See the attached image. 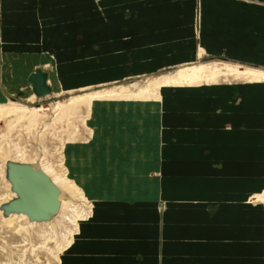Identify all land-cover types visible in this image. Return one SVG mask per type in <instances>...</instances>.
Wrapping results in <instances>:
<instances>
[{
    "label": "crops",
    "instance_id": "crops-1",
    "mask_svg": "<svg viewBox=\"0 0 264 264\" xmlns=\"http://www.w3.org/2000/svg\"><path fill=\"white\" fill-rule=\"evenodd\" d=\"M0 5L5 96L38 98L28 79L42 69L51 84L50 51L70 90L112 84L136 66L181 69L200 57L264 73V0ZM248 79L255 83L171 86L149 125L156 179L140 167L148 140L141 106L130 117L94 112L95 140L78 152L81 178L90 173L99 188L61 264H264V76Z\"/></svg>",
    "mask_w": 264,
    "mask_h": 264
},
{
    "label": "rangeland",
    "instance_id": "rangeland-1",
    "mask_svg": "<svg viewBox=\"0 0 264 264\" xmlns=\"http://www.w3.org/2000/svg\"><path fill=\"white\" fill-rule=\"evenodd\" d=\"M1 20L2 10L0 5V56L2 52ZM50 56L53 62L45 64L44 66L52 73L53 80L50 85L54 88V94L51 96L41 99L35 96L26 99L22 98V95L16 93H8L5 96L0 86V206L16 197V194L11 190V183L6 178L7 161L13 160L21 163H30L42 171L47 170L46 173L50 174V177L60 173L68 178L67 180L70 185H62L63 187L57 185L62 192L61 197L64 198L65 202L62 216L64 215L67 220L65 217H57L59 213L50 220L52 221L50 224L56 225L58 221L60 224L56 225L55 233L52 234L53 239H50L52 241L48 240L47 243V240L43 237L45 235L42 236V232H31L27 230V225L30 226L29 223H31L28 216L19 214L20 218L18 219V214L15 216L16 213H12L4 217L3 210L0 209V264H61L64 250L73 241L80 222L90 213L91 205L94 200L92 189L99 188L98 186L92 187V185L97 184L96 182H88L90 173L85 175L86 179L81 178V173L85 165H83L84 162L81 158V153L78 152V150H80L79 145L84 143L91 144L90 141L95 140L96 130L94 127V112L97 111L99 113L102 108L103 110L115 109L118 110L115 114H102L103 116L114 115L118 117L120 111H122V114L123 112H127L128 117H130L135 113L134 111L139 110L138 108L141 106L140 110H143L142 114L146 117L147 126L145 136L148 140L144 144L143 164L140 167L145 174V179H156L155 151L152 143L153 134L149 129L151 117L155 116L157 103L165 96V93L169 91L171 86L176 87L177 85H181L161 84L159 87L158 85H152L153 82L162 76L167 78L175 75L180 71L179 67H167L152 71L142 70L139 72L136 66L135 74L131 73L132 75H126L125 79H120L112 84L83 90L63 89L61 86V79H58L60 78L58 64L55 60L54 53L51 51ZM221 63L238 65L224 58L207 59L205 57H200L188 65L190 67L200 64H209L210 66L218 65L222 69L226 66H230L224 64L220 65ZM189 66L181 68V70L189 68ZM231 67L235 68L236 66ZM241 68L253 67L244 65L241 66ZM247 76L222 74L219 76L218 80L214 82L206 81L205 77H202L199 83L189 85H202L204 83L214 84L218 82L225 84L229 83V79L242 80L243 84L255 83L248 79L250 76ZM146 86L151 87L149 92H152V95L148 98H144L141 91L139 92V90H143ZM122 88L123 90L120 91ZM113 91L114 94L109 95V92ZM95 92H102L104 94L100 95L101 97L93 99L87 97V95ZM122 92L123 94H121ZM105 97L115 98H113V101L105 100L104 102L91 106L93 100ZM73 100L76 101L73 102ZM85 101H87V103L88 101L91 102L88 107L83 104ZM126 102L127 105L124 108ZM106 103H111V105L108 107ZM134 107L136 109H134ZM125 109L127 110L125 111ZM13 111L20 114L26 113L30 118H32V114L35 117V122L33 121V123H30L27 116L26 118H22L10 115ZM114 121H116V118ZM106 167L108 168V166ZM112 168L113 167H111V170ZM108 171L109 168L107 171H104V175H106ZM71 182H73V184H71ZM77 190L81 194L78 193ZM12 215L14 216L12 217ZM79 215L82 217H78ZM9 218L16 221L12 223V219L9 220ZM72 219H77V226L72 223ZM49 226L51 225H45L47 229L50 228ZM71 229H73L72 236L68 234V231ZM69 236L70 242L65 247L67 243L66 240Z\"/></svg>",
    "mask_w": 264,
    "mask_h": 264
},
{
    "label": "water",
    "instance_id": "water-1",
    "mask_svg": "<svg viewBox=\"0 0 264 264\" xmlns=\"http://www.w3.org/2000/svg\"><path fill=\"white\" fill-rule=\"evenodd\" d=\"M48 77V72L37 69L28 79L38 98L52 91L47 83ZM6 178L16 197L0 206L4 216L19 213L28 216L32 222H43L52 220L59 213L61 190L44 171L30 163L9 160L6 163Z\"/></svg>",
    "mask_w": 264,
    "mask_h": 264
},
{
    "label": "bare ground",
    "instance_id": "bare-ground-1",
    "mask_svg": "<svg viewBox=\"0 0 264 264\" xmlns=\"http://www.w3.org/2000/svg\"><path fill=\"white\" fill-rule=\"evenodd\" d=\"M219 64V63H218ZM220 65H222V64H220ZM235 67V66H234ZM222 74H233V75H236V76H250V77H248V78H257V77H260V76H264V73L263 72H260V71H257V70H253V69H246V68H241V67H235V68H233V67H231V66H226V67H224V69H222L220 66H218V65H215V66H210L209 64L207 65V64H200V65H196V66H189V68H186V69H180V71H178L175 75H172V76H170V77H164V76H162V77H160L158 80H156L155 82H153L152 83V85H155V86H157L158 85V87H159V85H161V84H184V83H188V84H190V83H199L200 82V80L202 79V77H205V80L206 81H210V82H214V81H217L218 80V78H219V76H221ZM151 87H149V86H146V87H144L143 88V90H139V92L141 91V94L143 95V97L145 98V97H150L151 95H152V92L150 91L149 92V89H150ZM123 90V88L120 90V91H122ZM138 92V93H139ZM105 93H107V92H105ZM102 94H104V93H102V92H95V93H92V94H89V95H87V97H89V98H91V99H93V98H97V97H101L100 95H102ZM111 94H114V91L113 92H109V95H111ZM121 94H123V92L121 93ZM133 94V93H132ZM136 95L138 96V94L136 93ZM140 95V94H139ZM145 95V96H144ZM136 96V97H137ZM89 98H87V99H89ZM41 99V98H40ZM85 99V98H84ZM76 100H73V102H75ZM72 102V101H71ZM90 101H88V103H87V101H85V102H83V104H85V105H87V107L90 105ZM8 113H10V112H8ZM10 115H14V116H16V117H22V118H26V116H27V119L29 120V122L30 123H33V121H34V119H35V117L31 114V117L32 118H30L29 117V115H27L26 113H22V114H20V113H18V112H16V111H13L12 113H10ZM35 122V121H34ZM45 167V166H44ZM44 167H43V169H44ZM54 168V167H53ZM38 169V168H37ZM49 169V168H48ZM41 170V169H40ZM45 173L47 172V170L46 171H44ZM49 172V171H48ZM55 173V172H54ZM53 173V174H54ZM57 173V172H56ZM47 174V173H46ZM49 176H50V174H48ZM51 179L60 187V185L62 186V185H64V186H67V184L68 185H70L69 184V182H68V178L67 177H64L63 175H61L60 173H57V174H55V175H53V177H51ZM71 184H73V182H71ZM73 186V185H72ZM63 187V186H62ZM70 187V186H69ZM72 188H74V187H72ZM72 188H70V189H72ZM74 190V189H73ZM75 191V190H74ZM78 191V190H77ZM76 191V192H77ZM75 192V193H76ZM13 193H15V192H13ZM74 193V192H73ZM78 193H80L79 191H78ZM61 194H62V192H61ZM81 194V193H80ZM84 198V197H83ZM60 200H61V207H60V212H59V214H58V216L57 217H65L64 215L62 216V214L64 213V212H62L64 209V206H65V202H64V198H62L61 197V195H60ZM68 205V204H67ZM18 214V219L20 218V216H19V213H16L15 214V216ZM21 215H24V216H26L25 214H21ZM67 215V214H66ZM76 215V214H75ZM9 216V215H8ZM14 215H12V217H13ZM68 216V215H67ZM4 217H7V216H4ZM78 217H82V216H78ZM77 217V218H78ZM21 218H22V216H21ZM73 218V217H72ZM76 218V217H75ZM10 219H12V218H9V220ZM16 219V218H15ZM57 219H59V218H57ZM65 219H66V217H65ZM71 219V218H70ZM56 220V219H55ZM67 220V219H66ZM73 220V219H72ZM12 221V223H13V221H16V220H11ZM17 221H19V220H17ZM57 221V220H56ZM55 221V222H56ZM7 223H8V221H7ZM50 223H52V221H49V222H37V221H31V223H29L30 224V226L29 225H27L28 227H26L27 228V230H30L31 232H42V236L43 235H45V236H43L44 237V239L45 240H47V243H48V240H50V239H53L52 238V234H54L55 233V229H56V225H58V224H60V222L58 221L57 222V224L56 225H53V224H50ZM72 223H74V225L75 226H77V219L76 220H73L72 221ZM8 225H9V223H8ZM45 225H51V226H49L50 228H48L47 229V227H45ZM25 227V226H24ZM68 234L69 235H73V229H71V230H69L68 231ZM70 238V236L68 237V239L66 240L67 241V243H66V245H65V247L69 244V239ZM50 241H52V240H50ZM49 241V242H50ZM44 244H45V241H44ZM45 248V247H44Z\"/></svg>",
    "mask_w": 264,
    "mask_h": 264
}]
</instances>
